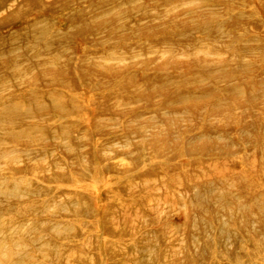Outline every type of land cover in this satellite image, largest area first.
Listing matches in <instances>:
<instances>
[{
  "label": "rangeland",
  "instance_id": "obj_1",
  "mask_svg": "<svg viewBox=\"0 0 264 264\" xmlns=\"http://www.w3.org/2000/svg\"><path fill=\"white\" fill-rule=\"evenodd\" d=\"M0 264H264V0H0Z\"/></svg>",
  "mask_w": 264,
  "mask_h": 264
}]
</instances>
